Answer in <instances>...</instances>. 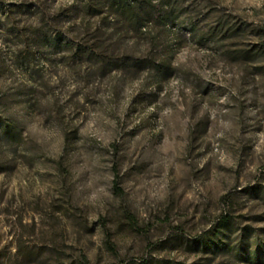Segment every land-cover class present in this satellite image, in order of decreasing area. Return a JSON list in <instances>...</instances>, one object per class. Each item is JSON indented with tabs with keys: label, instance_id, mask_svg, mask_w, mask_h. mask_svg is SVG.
I'll use <instances>...</instances> for the list:
<instances>
[{
	"label": "rangeland",
	"instance_id": "1",
	"mask_svg": "<svg viewBox=\"0 0 264 264\" xmlns=\"http://www.w3.org/2000/svg\"><path fill=\"white\" fill-rule=\"evenodd\" d=\"M175 1L157 82L105 8L0 0V264H264V0Z\"/></svg>",
	"mask_w": 264,
	"mask_h": 264
},
{
	"label": "trees",
	"instance_id": "2",
	"mask_svg": "<svg viewBox=\"0 0 264 264\" xmlns=\"http://www.w3.org/2000/svg\"><path fill=\"white\" fill-rule=\"evenodd\" d=\"M92 3V8H105L111 14L115 15L117 22L130 26L136 31L145 34L148 37L149 49L140 56H131L128 62L123 60L121 66L135 68L136 70H155L159 82V76L165 75L171 63L167 60V55L171 54L177 45V36L182 30H188L191 34L196 29L193 21L179 23L180 5L175 0H87ZM97 10V9H96ZM105 12V11H104ZM153 21L159 26L157 33L152 31ZM132 25V26H131ZM225 29L223 23H218L208 32L212 36L221 33ZM163 40V41H162ZM165 52L164 55L159 53ZM119 66V65H116ZM18 126L6 118H0V138L12 141L17 138ZM115 177L113 179V191L117 195H124L117 167L115 166ZM127 219L131 226L136 228V216L127 212ZM225 219V217H224ZM109 247L113 245L109 243ZM132 260V259H131ZM133 262V261H131Z\"/></svg>",
	"mask_w": 264,
	"mask_h": 264
}]
</instances>
